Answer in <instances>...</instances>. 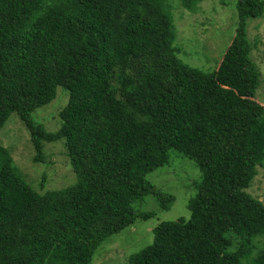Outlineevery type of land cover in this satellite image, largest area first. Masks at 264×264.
<instances>
[{
  "label": "trees",
  "instance_id": "1",
  "mask_svg": "<svg viewBox=\"0 0 264 264\" xmlns=\"http://www.w3.org/2000/svg\"><path fill=\"white\" fill-rule=\"evenodd\" d=\"M202 1L180 3L196 12ZM236 9L234 37L206 72L179 58L168 0H0V131L16 114L37 160L63 140L77 177L38 192L0 143V264H92L107 239L154 215L136 201L173 202L146 178L173 150L203 173L190 218L160 222L127 264H264V203L248 192L264 162L248 24L264 0ZM59 87L68 104L49 131L33 115Z\"/></svg>",
  "mask_w": 264,
  "mask_h": 264
},
{
  "label": "rangeland",
  "instance_id": "2",
  "mask_svg": "<svg viewBox=\"0 0 264 264\" xmlns=\"http://www.w3.org/2000/svg\"><path fill=\"white\" fill-rule=\"evenodd\" d=\"M168 2L179 58L190 66L212 72L234 37L237 0H204L196 12L183 8L180 0ZM248 35L253 45L252 58L262 73L256 98L264 104V16L249 21ZM66 103L68 92L59 87L55 100L39 108L33 117L47 130L56 131L61 125L59 112ZM0 143L11 152L13 163L24 181L38 192L65 189L77 181L65 142H45L44 159L37 160L31 136L16 114L11 115L0 131ZM202 177V170L195 161L171 151L170 163L149 173L146 178L163 193L174 196L173 202L168 209H162L156 195L136 201L134 207L139 213L154 215L146 220L138 218L134 225L107 239L96 251L92 264H127L132 254L153 243V230L160 222L189 219L188 203L197 194ZM248 192L264 203V162L257 167V175ZM246 261L243 259L242 263L246 264Z\"/></svg>",
  "mask_w": 264,
  "mask_h": 264
}]
</instances>
